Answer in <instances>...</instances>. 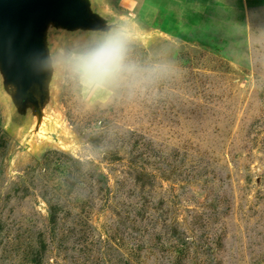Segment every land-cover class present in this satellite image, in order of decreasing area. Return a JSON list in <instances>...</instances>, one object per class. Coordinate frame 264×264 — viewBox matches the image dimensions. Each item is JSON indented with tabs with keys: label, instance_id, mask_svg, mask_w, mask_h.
<instances>
[{
	"label": "rangeland",
	"instance_id": "374dc122",
	"mask_svg": "<svg viewBox=\"0 0 264 264\" xmlns=\"http://www.w3.org/2000/svg\"><path fill=\"white\" fill-rule=\"evenodd\" d=\"M205 6L130 35L163 69L132 89L85 96L62 61L101 36H56L39 142L0 94V264H264V13Z\"/></svg>",
	"mask_w": 264,
	"mask_h": 264
},
{
	"label": "water",
	"instance_id": "95a60500",
	"mask_svg": "<svg viewBox=\"0 0 264 264\" xmlns=\"http://www.w3.org/2000/svg\"><path fill=\"white\" fill-rule=\"evenodd\" d=\"M117 26L133 37L150 28L112 0H0V94L27 140L39 142L54 120L55 37L102 36Z\"/></svg>",
	"mask_w": 264,
	"mask_h": 264
},
{
	"label": "clouds",
	"instance_id": "9594fccd",
	"mask_svg": "<svg viewBox=\"0 0 264 264\" xmlns=\"http://www.w3.org/2000/svg\"><path fill=\"white\" fill-rule=\"evenodd\" d=\"M131 36L125 26H117L83 51L68 53L63 58L70 76L85 96L110 93L113 89L137 87L150 83L163 69L144 68L129 58Z\"/></svg>",
	"mask_w": 264,
	"mask_h": 264
},
{
	"label": "crops",
	"instance_id": "0c3cea01",
	"mask_svg": "<svg viewBox=\"0 0 264 264\" xmlns=\"http://www.w3.org/2000/svg\"><path fill=\"white\" fill-rule=\"evenodd\" d=\"M114 6L122 12L136 17L138 22L147 27L163 29L172 17L181 18L184 22H201L206 12L205 5L214 7L228 5L232 0H112ZM241 10L251 6L263 9L264 0H238ZM225 2V3H223ZM208 6V7H209Z\"/></svg>",
	"mask_w": 264,
	"mask_h": 264
}]
</instances>
